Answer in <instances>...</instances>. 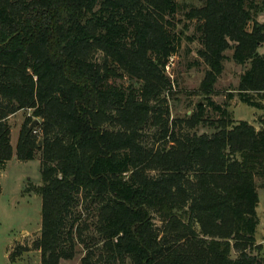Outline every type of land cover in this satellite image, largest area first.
<instances>
[{
  "label": "trees",
  "instance_id": "1",
  "mask_svg": "<svg viewBox=\"0 0 264 264\" xmlns=\"http://www.w3.org/2000/svg\"><path fill=\"white\" fill-rule=\"evenodd\" d=\"M254 9L205 0L186 16L198 21L209 67L203 95L231 51L248 66L236 94L263 109L264 23ZM181 11L178 0H0V167L14 151L21 162L41 155L42 184L26 190L42 197L41 264L81 250L80 264H264V127L208 96L171 118L166 68ZM23 110L32 113L14 150L9 120Z\"/></svg>",
  "mask_w": 264,
  "mask_h": 264
},
{
  "label": "rangeland",
  "instance_id": "2",
  "mask_svg": "<svg viewBox=\"0 0 264 264\" xmlns=\"http://www.w3.org/2000/svg\"><path fill=\"white\" fill-rule=\"evenodd\" d=\"M250 1L256 8L253 11L254 14L258 10L257 20L264 23V5L261 0ZM178 2L183 7V11L177 14L173 22L176 25L174 29L176 34L181 36V42L177 54L171 58L166 68V75L173 81L174 91L177 92L176 100L169 101L171 118L183 119L191 115L198 104L205 102L204 97L208 96L217 104L228 108L236 121H247L257 129H262L264 108L257 109L247 106L241 103L236 94L240 76L248 66L243 67L235 63L231 59V51L226 53L228 58L224 63L222 74L214 85V90L211 94L203 95L200 88L209 67L198 54L202 48L200 34L197 31L198 21H190L186 12L192 7L204 6L205 0H178ZM261 53L264 54V48ZM230 94H233L231 100L229 99ZM261 103L264 105L263 100ZM31 113V110H23L9 120L11 144L14 150L22 124L26 118L31 116ZM206 113L210 120L217 117L211 109H208ZM198 131L199 133L212 132L209 126H200ZM263 182L258 179L259 187ZM41 184L40 154L32 161L21 162L14 151L13 158L4 168L0 167V264H41V252L35 243L41 237L42 197L26 191L31 186ZM258 192L260 203L257 212L260 225L257 232V243L262 244L264 249V188L260 187ZM79 214H82L83 220L88 218V212L83 211V208L79 209ZM157 224L161 225L160 222ZM83 255L84 252L81 250L73 260H62L60 264H80Z\"/></svg>",
  "mask_w": 264,
  "mask_h": 264
},
{
  "label": "water",
  "instance_id": "3",
  "mask_svg": "<svg viewBox=\"0 0 264 264\" xmlns=\"http://www.w3.org/2000/svg\"><path fill=\"white\" fill-rule=\"evenodd\" d=\"M37 124H39V120H35L34 124L31 126V129H34Z\"/></svg>",
  "mask_w": 264,
  "mask_h": 264
},
{
  "label": "crops",
  "instance_id": "4",
  "mask_svg": "<svg viewBox=\"0 0 264 264\" xmlns=\"http://www.w3.org/2000/svg\"><path fill=\"white\" fill-rule=\"evenodd\" d=\"M18 113H19V112H18ZM18 113H17V114H18ZM15 150H16V148H15Z\"/></svg>",
  "mask_w": 264,
  "mask_h": 264
}]
</instances>
